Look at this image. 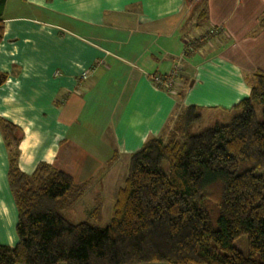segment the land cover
Returning <instances> with one entry per match:
<instances>
[{
  "label": "crops",
  "instance_id": "0c3cea01",
  "mask_svg": "<svg viewBox=\"0 0 264 264\" xmlns=\"http://www.w3.org/2000/svg\"><path fill=\"white\" fill-rule=\"evenodd\" d=\"M193 6L191 0H6L0 121L22 133L21 172L32 175L48 164L89 187L92 181L76 180L72 164L100 155L113 167L123 162V176L100 183L111 192L107 212L103 201L97 204L102 222L125 186L131 155L161 137L170 121L190 107L208 126L236 113L256 74L264 73V0H206L203 18ZM176 70L175 94L150 79ZM8 172L0 128V246L15 248L18 211Z\"/></svg>",
  "mask_w": 264,
  "mask_h": 264
},
{
  "label": "trees",
  "instance_id": "16d2710c",
  "mask_svg": "<svg viewBox=\"0 0 264 264\" xmlns=\"http://www.w3.org/2000/svg\"><path fill=\"white\" fill-rule=\"evenodd\" d=\"M191 3L203 18L206 0ZM3 35L0 20V44ZM235 111L206 127L201 111L187 108L131 155L104 228L100 205L94 223L68 217L87 185L48 164L21 172L22 133L1 120L19 242L0 246V264H264V73ZM241 238L247 256L234 246Z\"/></svg>",
  "mask_w": 264,
  "mask_h": 264
},
{
  "label": "rangeland",
  "instance_id": "374dc122",
  "mask_svg": "<svg viewBox=\"0 0 264 264\" xmlns=\"http://www.w3.org/2000/svg\"><path fill=\"white\" fill-rule=\"evenodd\" d=\"M206 127L208 125H205ZM201 128H205L204 124L201 125ZM87 133V132H85ZM90 144V140L87 142V145ZM103 148H101L100 152H103ZM84 158V157H83ZM111 158V156H110ZM84 164L74 163L72 164L71 170L72 172H77L76 180L82 181L90 180L92 184L88 187L84 196L75 203L72 208L68 211V217L75 222H91L94 223L90 217L91 212L94 208H96L98 202L103 201L104 207L107 209L111 206V199L109 198L107 193H111L106 189V187L101 186V182L105 181L104 184L107 183L111 179V177L123 176L127 171L123 169L124 163H117L114 167L108 164L109 156H95L86 157L85 156ZM94 161V162H93ZM93 162V163H91ZM112 190V189H111ZM97 202V203H96ZM109 216H104L103 221L100 223V227L104 228L110 222ZM235 248H237L240 252H242L245 256L248 255V244L246 238H241L234 243Z\"/></svg>",
  "mask_w": 264,
  "mask_h": 264
},
{
  "label": "built area",
  "instance_id": "2783aa9c",
  "mask_svg": "<svg viewBox=\"0 0 264 264\" xmlns=\"http://www.w3.org/2000/svg\"><path fill=\"white\" fill-rule=\"evenodd\" d=\"M178 78H179V72L178 70H176L170 73L169 75H165V76L155 75L152 76L150 79L157 88L169 92L171 94H175L178 84ZM85 79H87L86 76L83 77V80Z\"/></svg>",
  "mask_w": 264,
  "mask_h": 264
}]
</instances>
